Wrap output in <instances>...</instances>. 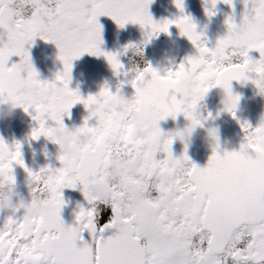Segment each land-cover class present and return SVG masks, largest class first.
<instances>
[{"label":"snow or ice","instance_id":"1","mask_svg":"<svg viewBox=\"0 0 264 264\" xmlns=\"http://www.w3.org/2000/svg\"><path fill=\"white\" fill-rule=\"evenodd\" d=\"M151 2L0 0V97L8 95L16 106L31 114L36 126L30 138L44 136L55 143L54 133L65 127L62 116H67L74 104L81 103L88 112L76 127L80 156L65 161L58 154L60 167L55 169L45 166L32 172L20 159V144L8 145L0 140V186L13 184L14 164L24 168L30 195L51 203L53 219L64 225L60 216L64 205L61 189L80 186L92 207L78 206L74 226L64 228L66 245L48 251V264H264V222L256 230L249 228L255 213L264 215V120L255 128L238 121L244 133L239 148L221 150L216 138L203 167L192 163L184 152L174 156L173 141L160 128L132 137L126 124L129 113L137 109L146 114L158 109L162 120H175L178 114L192 119L197 101L210 88L223 87L231 93L229 82L248 80L246 73H254L251 82L264 91V13L253 8V0H243L240 22L234 23L228 16L225 35L210 48L188 16L153 21L148 13ZM216 2L210 0L207 15L214 14ZM220 2L231 8L232 0ZM174 4L183 11L182 0H174ZM99 16L111 18L119 27L126 23L140 25L146 29L143 43L175 25L196 54L185 57L163 75L150 65L131 69L135 75L128 83L134 92L128 99L119 94V88L111 92L106 86L95 95L81 97L68 87L74 59L87 53L103 56L114 73L123 68L118 54L98 47ZM241 26L245 33L237 36ZM37 37L55 45L62 64L51 82L37 79L25 48ZM250 51L258 52L259 59L252 60ZM12 56L19 61L6 66ZM185 76L195 81L199 95L192 104L182 107L171 96V88ZM238 99L233 96L234 102ZM229 113L235 118L233 110ZM93 118L95 123L90 126L88 121ZM122 155L135 157L140 173L108 186V198L100 202L111 206L112 215L97 228V200L89 198L88 188L109 161ZM240 176L243 185L234 187ZM241 190L244 196L237 198L236 192ZM22 207L20 202L11 214L0 218V264H40L39 254L47 250L49 240L58 236L39 219L17 216ZM220 215H227L231 224L224 244L217 242L218 230L208 220ZM84 231L92 237L88 243L80 235Z\"/></svg>","mask_w":264,"mask_h":264},{"label":"flooded vegetation","instance_id":"2","mask_svg":"<svg viewBox=\"0 0 264 264\" xmlns=\"http://www.w3.org/2000/svg\"><path fill=\"white\" fill-rule=\"evenodd\" d=\"M210 0H182L181 12L176 8L174 0H152L148 6V13L153 21L159 22L165 19L172 20L180 15L188 16L195 25V31L202 33L208 47H213L216 40L225 35L227 26L225 20L228 16L232 17L234 23H239L241 14L244 11L243 0H232L231 8L217 0L213 10V15H207L206 9L210 7ZM97 23L101 25L99 47L104 52L116 53L117 60L123 66L122 71L114 73L111 66L103 56H92L87 53L71 62L70 80L68 87L71 90L78 91L81 97L95 95L101 87L106 86L109 91L116 92L119 88V94L128 99L133 95V88L130 81L135 73L131 71L134 68L143 69L150 65L161 75L167 69L175 68L185 57L196 54V50L191 42L180 35L179 29L175 25H169L167 33L159 32L143 43L146 29L140 25L126 23L123 27L117 24L107 16L97 17ZM126 45H135L141 51L137 53L136 48H127ZM28 51L31 65L37 73V79L41 81H53L55 75L62 70L61 62L57 59V49L51 42H45L40 38H34L31 46L25 45ZM252 60L259 59V53L250 51L248 54ZM19 58L9 57L6 66L17 63ZM23 75V73H22ZM249 79L246 81H230V88L234 95L239 97L238 110L235 111V118L230 113H220L217 110L220 89L210 88L204 97L198 101L197 110L202 116L210 117L205 121V126L213 124L217 127V142L221 150L233 151L240 146L243 141L242 129L239 122H247L250 127L255 128L264 117V99L257 94V89L251 82L255 78L254 73H246ZM88 115L81 103L74 104L69 110L67 116H62V123L65 127H79L84 118ZM95 123L94 118L88 121L91 126ZM186 119L182 114H178L173 120L171 117L159 123L162 132L166 133L174 127L182 126ZM36 126L30 113H26L21 107H17L11 119L0 120V140L6 144H20V159L24 167L37 172L48 166L55 169L60 167L56 159L58 148L44 136L31 139L30 134ZM203 130L197 129L196 136L192 143L186 147L174 142L171 145V151L174 156H179L184 152L190 161L199 166L200 160L204 155V166L211 154L212 145L210 142L202 139ZM162 155L158 153V156ZM13 189L15 196L13 202L25 203L30 198V185L27 173L19 165L12 166ZM64 205L61 208L60 216L65 225L74 226V214L79 210L78 206L85 209L92 207L87 203L80 186L75 188L61 189ZM96 215L95 223L97 228L105 225L112 210L110 205L100 201L95 202ZM22 214V209L18 210L16 215ZM9 215V214H7ZM0 214V218L7 216ZM110 234V233H105ZM85 243H88L92 237L87 231L80 234ZM195 239V238H194ZM79 244V241H77Z\"/></svg>","mask_w":264,"mask_h":264},{"label":"clouds","instance_id":"3","mask_svg":"<svg viewBox=\"0 0 264 264\" xmlns=\"http://www.w3.org/2000/svg\"><path fill=\"white\" fill-rule=\"evenodd\" d=\"M253 8L257 11L264 13V0H253ZM245 33V28L241 26L237 29V36H242ZM99 47V45H98ZM100 48V47H99ZM101 49V48H100ZM102 50V49H101ZM103 51V50H102ZM137 53L141 51L139 47L135 49ZM62 65V64H61ZM264 87V85H262ZM220 89L219 100L217 103V110L220 113H229V110L234 112L238 110L239 99L233 101L234 94L226 92L223 87H217ZM257 94L264 99V91L257 88ZM199 93L197 91V85L195 81L188 76L179 78L171 88V96L175 98V102L184 107L192 104L194 100H197ZM200 101V100H198ZM197 101V103H198ZM16 106V103L8 95L0 97V120L11 119ZM162 112L158 109H153L149 113H145L142 110H133L127 117V127L129 134L132 137L146 135L159 127V123L163 121L161 119ZM202 116L196 109L193 112L192 119H186V123L182 126H177L166 132L167 138L174 142L181 144L183 147L190 145L196 136L197 129L203 130L202 139L213 144L217 138V127L213 124L205 126V121L209 118ZM264 117V113H262ZM165 120V119H164ZM196 121L197 123H194ZM79 134L76 131V127L57 129L54 133L55 145L58 148L57 155H62L65 161L76 159L81 154V149L78 146ZM140 168L135 157L122 155L108 162L104 167L99 178L90 185L88 188V196L91 199L97 201L105 200L108 198L107 188L109 185L117 184L125 177L139 175ZM243 176L237 178L234 187L240 188L243 185ZM15 191L12 185L5 184L0 186V214H11L12 210L17 207L20 202H13ZM244 196L243 191H237L236 197L242 198ZM22 215L31 220L39 219L50 227H52L58 236L56 239L48 241L47 250L39 254L38 259L40 264H48V251H56L58 247L66 245V241L63 239L64 224L57 223L53 217V207L46 199L42 200L39 196H31L27 202L23 203ZM210 223H212L218 230L219 244H224L228 241L229 237L226 235L230 229L231 224L227 215H220L215 218L208 217ZM264 222V215L255 213L252 216L251 223L249 224L250 230H256L261 223Z\"/></svg>","mask_w":264,"mask_h":264},{"label":"water","instance_id":"4","mask_svg":"<svg viewBox=\"0 0 264 264\" xmlns=\"http://www.w3.org/2000/svg\"><path fill=\"white\" fill-rule=\"evenodd\" d=\"M242 142H243V141L241 140L239 143L241 144ZM199 166H200V167H203V166H204V155H203V157H202L201 160H200Z\"/></svg>","mask_w":264,"mask_h":264}]
</instances>
